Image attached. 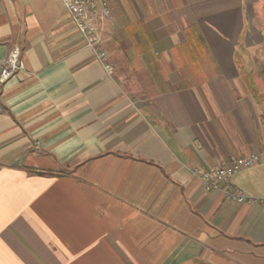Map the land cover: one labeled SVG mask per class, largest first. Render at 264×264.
<instances>
[{
	"label": "crops",
	"instance_id": "0c3cea01",
	"mask_svg": "<svg viewBox=\"0 0 264 264\" xmlns=\"http://www.w3.org/2000/svg\"><path fill=\"white\" fill-rule=\"evenodd\" d=\"M109 8L107 74L61 0H0V264H264V207L194 173L264 147V0Z\"/></svg>",
	"mask_w": 264,
	"mask_h": 264
},
{
	"label": "built area",
	"instance_id": "2783aa9c",
	"mask_svg": "<svg viewBox=\"0 0 264 264\" xmlns=\"http://www.w3.org/2000/svg\"><path fill=\"white\" fill-rule=\"evenodd\" d=\"M76 31L84 40L85 47L92 53L107 74L112 72L108 62L104 42L98 32L97 24L110 16L109 0H61ZM24 64L19 49L13 46L7 56L0 61V85L12 75L23 72ZM264 161V147L242 157H230L223 165L208 171L194 170L199 180L209 191L219 193L226 201L234 204L260 205L264 207V197L244 193L234 186L231 178L259 162Z\"/></svg>",
	"mask_w": 264,
	"mask_h": 264
}]
</instances>
